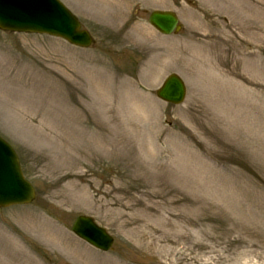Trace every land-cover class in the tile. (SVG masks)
<instances>
[{
  "label": "rangeland",
  "instance_id": "obj_1",
  "mask_svg": "<svg viewBox=\"0 0 264 264\" xmlns=\"http://www.w3.org/2000/svg\"><path fill=\"white\" fill-rule=\"evenodd\" d=\"M59 1L90 49L0 32V137L36 192L0 210V264H264V0ZM159 9L180 33L149 26ZM173 73L180 106L155 96Z\"/></svg>",
  "mask_w": 264,
  "mask_h": 264
},
{
  "label": "water",
  "instance_id": "obj_2",
  "mask_svg": "<svg viewBox=\"0 0 264 264\" xmlns=\"http://www.w3.org/2000/svg\"><path fill=\"white\" fill-rule=\"evenodd\" d=\"M150 24L161 34L178 31V21L172 13L155 12ZM0 29L12 32L47 34L66 40L71 45L86 48L91 44L89 35L80 31L78 22L56 0H0ZM157 96L164 102L180 104L185 88L177 76H170ZM34 199V191L27 183L12 149L0 139V208L28 204ZM71 231L97 250L106 252L112 238L96 226L91 218L80 216Z\"/></svg>",
  "mask_w": 264,
  "mask_h": 264
},
{
  "label": "bare ground",
  "instance_id": "obj_3",
  "mask_svg": "<svg viewBox=\"0 0 264 264\" xmlns=\"http://www.w3.org/2000/svg\"><path fill=\"white\" fill-rule=\"evenodd\" d=\"M229 4H232V3L230 2ZM255 31H256V33H255L256 35L259 34V31L258 30H255ZM243 54L246 55L245 52ZM247 199H248L249 203H251V195L248 196ZM254 215L255 214H254L253 209L251 207H249L247 209L246 214H245V216H247V218H248V225H249L248 226V229H247V234L245 236L246 237L245 238V241H246V244L248 245L247 248H248V250L250 252H252L251 251L252 249H254V251H256L255 250V247H256L255 246L256 238H257V236H260V235H257L258 234L257 231L255 232V226L254 225L259 224V222L256 221Z\"/></svg>",
  "mask_w": 264,
  "mask_h": 264
}]
</instances>
